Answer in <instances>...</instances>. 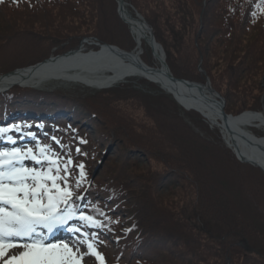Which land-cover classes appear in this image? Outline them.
Here are the masks:
<instances>
[{
  "label": "trees",
  "instance_id": "trees-1",
  "mask_svg": "<svg viewBox=\"0 0 264 264\" xmlns=\"http://www.w3.org/2000/svg\"><path fill=\"white\" fill-rule=\"evenodd\" d=\"M125 4L134 17L140 15L151 28L176 78L202 85L209 79L211 88L224 98L227 115L261 112L260 98L246 108L236 107L240 98L234 93L236 79L232 81V76L222 83L218 76L221 74L222 80L236 68V39L246 33L252 40L248 57L252 62L263 59L260 64L264 68V46H256L259 38L264 40V0H125ZM117 10V0H0V46L19 24L49 32L53 48L64 45L41 56L32 52L36 45L9 46L12 48L0 51V76L78 50L85 37L134 51L133 36ZM206 32L221 41L216 75L204 61L199 64L207 56L208 47L202 41ZM164 34L189 35V44L180 39L175 46ZM97 50L85 45L83 51ZM142 50V61L158 67L156 61H150L151 50L145 42ZM82 88L86 95L77 88L71 94L51 88L13 87L0 94V121L19 114L67 113L83 125L69 126L63 130L65 135L52 136L65 161L70 156L73 165H84L85 179L78 188L79 168L72 167L69 173L70 187L83 196L81 203L75 200L76 210L84 209L101 226L80 225L95 230L92 242H100L98 235L103 232L116 244V259L103 264H264V171L239 162L223 144L217 126L210 128L198 113L183 110L158 85L132 78L110 89ZM112 103L141 110L150 125L142 127L139 136L124 137L125 133L114 126L118 121L126 125V121L111 109ZM154 122L152 129L156 131L151 130ZM86 129L94 135V142L84 134ZM251 133L263 136L259 130ZM155 162L161 165V172L153 169ZM98 164L100 169L91 181ZM163 191H170L172 198L183 193V200L193 196L194 206L189 200L184 204L188 212L160 208L153 194ZM188 213L198 218L195 225L188 222ZM212 227L219 228L220 234Z\"/></svg>",
  "mask_w": 264,
  "mask_h": 264
},
{
  "label": "snow or ice",
  "instance_id": "snow-or-ice-1",
  "mask_svg": "<svg viewBox=\"0 0 264 264\" xmlns=\"http://www.w3.org/2000/svg\"><path fill=\"white\" fill-rule=\"evenodd\" d=\"M27 160L37 167L26 165ZM72 167L80 170L78 188L85 179L84 165H73L70 156L65 161L52 145L37 141L35 148L0 149V264H81L89 253L103 264L92 243L86 244L88 253H81L85 240L50 241L56 230L77 217L75 200L81 197L69 184ZM78 218L85 226H101L83 212ZM66 230L81 232L78 227Z\"/></svg>",
  "mask_w": 264,
  "mask_h": 264
},
{
  "label": "rangeland",
  "instance_id": "rangeland-1",
  "mask_svg": "<svg viewBox=\"0 0 264 264\" xmlns=\"http://www.w3.org/2000/svg\"><path fill=\"white\" fill-rule=\"evenodd\" d=\"M185 2L186 1H184L183 4H185ZM1 11L8 14V10L7 11L4 10L3 7L1 9ZM14 30L16 32L12 36L5 37L6 42L0 46V51L8 50V49L12 48L9 46H13V45H16L17 47H23V45H21V44H25L26 47L28 45H30V46L36 45L38 47L32 52H35L39 56H41V55L53 53L54 51L58 50L60 47L62 48L64 46L63 43H59L60 47L53 48L51 46L52 38H48L51 36V34L49 32L47 34L42 33L39 26L28 27V26H25L23 24H19V25L15 26ZM246 34L238 35L237 39H236V43H237L236 44L237 45L236 56L238 58V60L235 62L236 68H232V74L230 76H225L226 75L225 74L224 77L222 78V80L220 79L221 74H219L218 77L222 83H227L232 76H233L232 81H234V79H236L235 82H233V87L236 88V90L234 88V90H235L234 93H235V95L240 96L239 104H237L236 107H239V105H241L243 108H246L249 104L256 101L257 98H260V102L264 108V68H262L261 64H260L263 61V59L259 60V58H258L254 62H252L250 60V58L248 57V52L250 51L248 49V47L251 44L252 40H251V37L249 36L251 34H248V33H246ZM86 36H89V35H86ZM163 37L166 38L168 42H171L175 46L179 45V42L181 41L180 39H182V41L184 39V41L187 42V44H189V35L180 34L179 36H174V35L166 36V34H164ZM9 38H11V39H9ZM85 38H87V37H85ZM202 41H203V43L207 44L208 51H207V56L204 57L203 59H200L199 64L203 63V61H204V63L209 68V71L213 75H216V74H218L219 71H217L218 68H215V66L218 63V61L220 60V57L222 54L221 53L222 52L221 41L216 38L215 34L211 35V34H209V32L208 33L206 32L202 36ZM59 42H61V41H59ZM195 45L197 46V43H195ZM256 46L258 49L263 48L264 40H262V38H259L258 41L256 42ZM199 47H198V49H199ZM143 52H144V50H143ZM163 53H164V51H163ZM173 53H174V51H173ZM164 55H165V53H164ZM146 57L148 59L149 56L147 55ZM151 57H152V59H150V61L153 60V62H155L156 60L153 58L152 53H151ZM155 66H156V64L153 67H155ZM197 70H199L202 74H204V72L201 70V68L199 66H198ZM236 71H237V74H236ZM207 80L210 83V80L209 79H207ZM216 80L218 81L217 78H216ZM234 83H235V86H234ZM75 85H76V87H74ZM37 88H42V89L51 88V90L59 89V90H62L64 92L71 93V94L73 93V90H75L77 88V90H76L77 92H79L81 94L84 93V95H86L84 92V89L82 88V85L77 84V83L71 84V83H64V82H50V83L42 84L41 86H38ZM83 98H85V97H83ZM223 100H224V98H223ZM224 103H225V100H224ZM229 107H231V106H229ZM111 109L118 112L117 114H119L120 117L124 121H126V125H123L121 123V121H118L115 123V126H114V129L116 131H119L121 133H125L124 137L128 136L130 138L131 136H134V135L139 136L141 128L144 126H149L151 123V121L147 118V116L144 113L141 112V110L135 109L130 104H116L115 105V103H112ZM224 109H225V107H224ZM246 112H250V111H246ZM27 121L30 124H28V123L26 124ZM185 121H187L190 124H194V122H192L189 118L188 119L185 118ZM10 122H12V126H11L10 131H13V132L15 131L16 134H24L23 130H21L22 128L32 129L31 131H38L39 130V133H38L39 137L37 135H31V138L35 137V139L32 138L35 141V142H33V144H36L37 141H39L41 144H50V145H52L53 150L55 152L60 153L61 156H63L62 151L59 149L58 145L55 143V141H54L55 138L52 136V134H54V133L64 134L63 130H68L69 126L70 127H76V128L77 127L83 128V125H79L78 122L72 121L71 117H69L67 113H55V114H48V115L40 114L38 116L32 115V114H27L26 116L19 117L16 121L12 120ZM207 123L210 125L209 121H207ZM17 127H19V129H20L19 131H17ZM153 127H156L155 122H154V124L151 125V130H153L152 129ZM210 128H212V126ZM13 129H15V130H13ZM156 130H153V131H156ZM252 130H259V132L263 135L262 137H264V128L250 129V131H252ZM84 132H85L84 134L86 135V137L90 141L94 142V135L92 134V132L88 129L84 130ZM220 134L222 135V137H221V139H222L224 134L222 132ZM262 137H260V138H262ZM223 144L226 146L224 140H223ZM21 146L22 145L16 144L13 147L23 148ZM13 147H10V148H13ZM29 147L35 148V145L29 146ZM101 150L102 151L104 150L103 152H106L107 149L105 150L102 147ZM109 155H110V152H108V155L104 154L103 161L105 160V158L109 157ZM27 162H29V163H25V162L24 163L26 165L29 164L28 166H31V167H37V165H35L34 162H32L31 160H27ZM152 164H153V162H152ZM100 165L101 164H98V166H95L96 168L94 167L95 170L92 173L91 181H93L95 179L96 174H97L98 170L100 169ZM216 166L218 167L219 165H216ZM153 169L156 170L157 172H161L160 171L161 165H159L155 162V164L153 165ZM153 197H154L155 201L158 203V205L161 206V207L159 206L160 208H165L166 206H168V208L171 209L172 207H174L173 210L176 212H181V211L188 212V208H187L188 206H186L184 204L186 202H189V200H192L193 206L195 203V198L193 196L188 197L186 199L187 200L186 201V200H183V193H177V195L172 198V194L170 191H166V192L163 191V192H159V193L155 192L153 194ZM191 209H190V211H191ZM263 213H264V211H263ZM188 215L191 218V220H188V222H192L193 225H195V223L198 222V218H194L192 213H188ZM182 219H184V217H182ZM178 220H179V218H178ZM212 228H213L212 231L214 230V232L220 234L219 231H221V230L219 228H217V227H212ZM80 229H81V232L77 233L75 235V237L72 236L70 238L72 241H70V242H73L76 240H85L86 243L83 246H81V248H80L81 253H88V249H87L86 244L92 243L95 250L97 252H99L101 254V256L103 257V261L104 260H107V261L110 260L111 261L113 259L114 260L116 259V257H117V253H116L117 251L115 250L116 244L112 240V237L110 235L101 232L98 235V237L101 239V241L100 242H97V241L92 242L91 241V239H92L91 234L95 230L92 228H88V229H90V233H89V231H86V229H84V228H80ZM52 242H55V241H52ZM73 251H75V249H73ZM78 255H79V253H78ZM97 261L98 260L96 259V257L89 253V254L84 255L82 257L81 264H96Z\"/></svg>",
  "mask_w": 264,
  "mask_h": 264
},
{
  "label": "bare ground",
  "instance_id": "bare-ground-1",
  "mask_svg": "<svg viewBox=\"0 0 264 264\" xmlns=\"http://www.w3.org/2000/svg\"><path fill=\"white\" fill-rule=\"evenodd\" d=\"M142 32V27L136 22H132L131 34L135 43V50L130 57H124L106 49H102L96 55L81 56L74 53L48 61L32 69L22 70L0 78V90L13 85L37 87L50 82L80 83L90 88H102L122 82L133 73L156 80L157 76L143 72L140 70L141 68H138L139 62L136 60L135 54L139 49H142L144 43ZM163 87L165 91L169 90L182 106L196 109L205 116V120L216 125L224 134V140L229 148L234 151L238 161L243 159L264 168V137L258 138L250 131L254 127L264 128V113L244 112L238 116H232V119H224L218 107L215 106V101L217 103L220 101L216 94L211 91L209 85H203L201 88V94L207 97L205 101L199 100L195 92L182 88V86L174 87L164 83ZM1 138H3L2 133ZM250 143H253V147ZM25 163L29 162L26 161Z\"/></svg>",
  "mask_w": 264,
  "mask_h": 264
},
{
  "label": "water",
  "instance_id": "water-1",
  "mask_svg": "<svg viewBox=\"0 0 264 264\" xmlns=\"http://www.w3.org/2000/svg\"><path fill=\"white\" fill-rule=\"evenodd\" d=\"M117 5H118V16L120 18V20L126 24L129 29H130V32H131V24L132 22H136L137 24L140 25V27H142V37L144 38V42L149 46L150 50H151V53L153 55V58L154 59H157L158 61V64H159V68H155V67H148L139 57L140 55H142L143 53V50L142 49H139L138 52L135 54V57H136V60L139 62V67L138 68H141L140 70H142L143 72H146V73H150V74H153L155 77H156V80H153V79H149L147 78L146 76L144 75H137L136 73H133L131 75L128 76V78H143L145 79L146 81L152 83V84H157L160 86L161 89L164 90V87H163V84H168V85H173L174 87L176 86H182V88H186L187 90H191L192 92H195V94L197 95V97L199 98V100H204L207 98L206 96H203L201 93V88L203 87V85L201 84H197V83H193L191 81H188V80H185V79H180V78H176L171 72H170V69L166 63V60H165V55L163 53V50L159 47V45L155 42V39H154V35L152 33V30L151 28L148 26V24L144 21V19L140 16V15H136V17H134L130 12L129 10L127 9L126 7V4H125V0H117ZM90 40V39H89ZM83 44V43H82ZM93 45L98 48L99 50L98 51H90V52H87V53H81L82 52V46L79 47L78 50H74V51H68L64 54H61V55H57V56H54V57H50V58H47L45 60H43L42 62H39L35 65H32V66H27V67H23V68H18V69H15L14 71L12 72H9L7 74H4V75H1L0 78H4L6 76H9V75H12V74H15L19 71H22V70H27V69H32L34 67H37L39 65H42L44 63H47L48 61H53V60H56V59H59L61 57H65V56H68V55H71V54H80L81 56H87V55H96L98 54L102 49H106V50H109L111 52H115V53H119L120 55L124 56V57H130L132 55L133 52H126L124 50H121L119 49L118 47L116 46H112V45H108V44H103L101 45L100 43H93ZM157 51V52H156ZM206 85H209L210 87V83L208 80H206V83L204 84V86ZM14 86H23V87H36V86H29V85H13L11 87H14ZM86 86V85H85ZM11 87H8V88H5V89H2L0 90V92L2 91H6L8 90L9 88ZM109 87V86H107ZM103 88V87H102ZM102 88H98V89H102ZM105 88V87H104ZM211 91L214 92L217 96V98L219 99L220 103H217V101H215V106L218 107V110L221 114V116L224 118V119H228V118H231L232 119V116L231 115H227L224 111V107H225V103H224V100L223 98L217 94L212 88H211ZM168 94H170L174 100L177 102V104L182 107L184 110L186 111H194V112H197L198 114H200L203 118L205 116H203L201 113H199L196 109L192 108V107H185V106H182L177 100L176 98L174 97V95L169 91L167 90L166 91ZM214 103V102H212ZM262 113H264V108L262 109L261 111ZM255 138V137H254ZM257 140V138H255ZM227 144V143H226ZM251 146L253 147V143H250ZM228 146V144H227ZM229 147V146H228ZM240 162L242 163H248V164H251L253 166H256L258 168H260L262 171H264V168H261L260 166L254 164V163H251L249 161H246V160H241L239 159Z\"/></svg>",
  "mask_w": 264,
  "mask_h": 264
}]
</instances>
